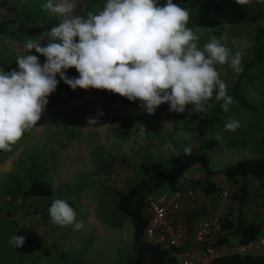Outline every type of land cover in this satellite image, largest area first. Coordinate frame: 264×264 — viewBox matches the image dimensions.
Returning <instances> with one entry per match:
<instances>
[{"label":"rangeland","instance_id":"374dc122","mask_svg":"<svg viewBox=\"0 0 264 264\" xmlns=\"http://www.w3.org/2000/svg\"><path fill=\"white\" fill-rule=\"evenodd\" d=\"M46 0H0V23L13 20L7 35L0 36V60L16 69L17 56L25 54V42L34 39L44 44L46 32L59 17L43 7ZM106 0H76L74 15L102 10ZM164 0H160L163 5ZM189 11L187 27L198 37V47L216 37L230 50L242 53L243 71L239 74L224 65H216L227 92L238 90L251 106L232 104L221 108L215 94L203 102V111H169L167 103L154 114L140 107L141 101L108 90L87 89L82 98L64 91L60 81L48 98L60 97L63 105L49 102L37 125L27 130L11 151H0V264H125L133 253L134 224L119 205L122 194L144 178L154 174L152 166L169 165L184 147L205 153L212 171L219 172L242 159L264 158V57L253 64L256 51L264 45V0H173ZM34 55H38L33 50ZM264 56V55H263ZM41 64L44 57H39ZM78 76L74 68L66 72ZM59 80V75L57 76ZM54 104V103H53ZM88 118L96 120L88 124ZM118 118L130 123L123 127ZM228 120L239 121L234 131H225ZM221 136L222 140H217ZM44 179L52 188L51 198H24L34 181ZM205 180L200 166L190 168L179 189L165 186L152 196L168 199L178 194V210L173 215L178 228L177 256L189 257L193 264H211L201 258L203 249L194 232L203 223L212 224L211 243L215 256L264 253V208L261 183L250 179L252 197L243 205L230 199L236 186L223 175L213 177L220 192L206 195L193 182ZM159 195V196H158ZM54 199L66 201L83 222L81 230L51 222L48 209ZM206 207L210 214L198 219L189 230L187 215ZM242 214L247 224L261 223L263 229L249 246L222 228L226 220L237 222ZM24 236L20 248L9 244L14 235ZM147 239V238H146ZM171 248V247H170ZM176 253V252H175Z\"/></svg>","mask_w":264,"mask_h":264},{"label":"clouds","instance_id":"9594fccd","mask_svg":"<svg viewBox=\"0 0 264 264\" xmlns=\"http://www.w3.org/2000/svg\"><path fill=\"white\" fill-rule=\"evenodd\" d=\"M43 7L60 18L46 32L47 42L28 39L25 54L16 58L18 67L8 72L0 69V151H11L37 125L60 81L72 90H108L129 101L139 100L149 115L165 103L170 112L181 114L191 105L199 113L213 94L223 101L225 112L234 103L216 65L227 63L239 74L242 53L230 55L216 37L203 49L198 47V37L186 26L189 11L173 0H164L163 5L160 0H106L102 10L90 11L86 17L74 15L76 0H46ZM71 68L78 76L66 75ZM95 123L88 118L90 126ZM239 126V121L228 120L224 130ZM183 152L191 155V148L184 147ZM48 213L58 226L83 228L64 200L54 199ZM25 242L24 236L16 234L9 240L16 248Z\"/></svg>","mask_w":264,"mask_h":264},{"label":"trees","instance_id":"16d2710c","mask_svg":"<svg viewBox=\"0 0 264 264\" xmlns=\"http://www.w3.org/2000/svg\"><path fill=\"white\" fill-rule=\"evenodd\" d=\"M13 23V20L0 23V36L7 35V27ZM263 55L264 45L257 49L253 64L260 65L263 61ZM0 69H4L6 72L12 70L1 60ZM64 91L76 98H82L87 92V90L80 88L72 90L66 84ZM228 95L233 97V104L245 109H251L250 104L239 95L238 90ZM48 102L51 107L63 105V100L60 97L48 98ZM117 121L123 127L130 126V123L124 118H118ZM195 166H200L205 170V180L193 182V186L194 188H202L203 192L208 196L220 192V188L213 182V177L216 175H223L236 186L237 190L230 195V199L240 205H243L252 197L250 179L259 181L264 189V158L242 159L219 172H215L211 170L209 157L205 153L191 148V155H186L182 150L170 159L168 167L165 164L152 166L154 174L140 180L138 184L122 194L119 200L120 208L131 218L134 224L133 253L125 264H181L175 256L176 248L165 249L161 244L146 239V228L148 226L146 206L148 198L165 186L172 191H177L186 172ZM53 194L49 185L37 180L31 184L29 190L24 192L23 197L51 198ZM261 201L262 208H264V196H261ZM209 214L210 210L206 207L191 211L186 219L189 230L192 229L198 219ZM222 228L226 231H233L232 234L239 240L240 245L246 247L258 238L262 232L263 225L261 223L247 224L243 215L240 214L237 222L226 220ZM226 243H228L227 237L217 240L215 244L222 246ZM211 264H264V253L258 256L239 253L220 256L214 259Z\"/></svg>","mask_w":264,"mask_h":264},{"label":"built area","instance_id":"2783aa9c","mask_svg":"<svg viewBox=\"0 0 264 264\" xmlns=\"http://www.w3.org/2000/svg\"><path fill=\"white\" fill-rule=\"evenodd\" d=\"M179 195L175 194L168 199L155 198L152 195L148 198L146 206V215L148 216V226L146 228L147 240L161 244L165 249L170 247L180 248V238L178 236V228L173 215L178 210ZM212 224L203 223L198 226L194 232V239L198 246L203 249L202 259L213 261L220 257L215 256V246L211 243ZM178 249H176L175 256L181 264H193L191 258H180L177 256Z\"/></svg>","mask_w":264,"mask_h":264},{"label":"crops","instance_id":"0c3cea01","mask_svg":"<svg viewBox=\"0 0 264 264\" xmlns=\"http://www.w3.org/2000/svg\"><path fill=\"white\" fill-rule=\"evenodd\" d=\"M42 181L45 182L44 179H43ZM158 196H159V195H158Z\"/></svg>","mask_w":264,"mask_h":264}]
</instances>
